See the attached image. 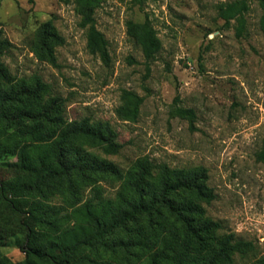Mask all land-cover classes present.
I'll use <instances>...</instances> for the list:
<instances>
[{"label":"rangeland","instance_id":"obj_1","mask_svg":"<svg viewBox=\"0 0 264 264\" xmlns=\"http://www.w3.org/2000/svg\"><path fill=\"white\" fill-rule=\"evenodd\" d=\"M235 0H99L94 18L108 41L110 60L87 48V27L76 0H4L0 32L13 47L2 58L10 73L38 75L53 95L66 101L70 121L109 122L122 145L108 159L128 168L140 158L172 168L203 166L216 199L207 214L225 233L250 241L255 252L236 264L264 256V35L262 9L252 1L246 28L226 25L218 6ZM149 22L161 51L148 63L129 35V23ZM52 23L66 43L56 50L58 67L34 53L37 31ZM143 100L136 120L120 111ZM192 109V122L178 114ZM14 174L2 170V180ZM108 197L119 183L103 182ZM21 235L4 240L2 254L17 263L27 258Z\"/></svg>","mask_w":264,"mask_h":264},{"label":"trees","instance_id":"obj_2","mask_svg":"<svg viewBox=\"0 0 264 264\" xmlns=\"http://www.w3.org/2000/svg\"><path fill=\"white\" fill-rule=\"evenodd\" d=\"M252 1L262 9L264 35V0L218 6L226 25L236 21L239 37ZM76 2L89 52L108 63V41L94 18L99 0ZM129 35L148 63L157 58L162 45L148 21L130 22ZM65 43L48 22L37 31L34 53L58 67L56 50ZM12 47L0 32V173L14 174L0 177V264H236L238 255L255 252L252 242L225 233L208 216L204 205L216 195L205 167L172 168L145 157L121 168L108 159L122 149L110 123L68 120L65 99L40 76L10 73L2 58ZM127 95L132 108L120 115L136 120L143 100ZM178 114L196 119L192 109ZM259 159L264 161V140ZM107 181L120 185L114 197L106 195ZM17 235L27 258L14 263L1 243ZM251 264H264V256Z\"/></svg>","mask_w":264,"mask_h":264}]
</instances>
